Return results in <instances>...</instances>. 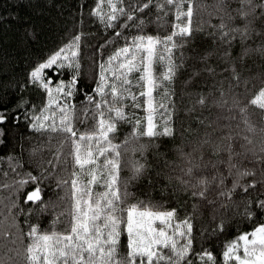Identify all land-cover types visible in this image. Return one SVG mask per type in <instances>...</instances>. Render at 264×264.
Returning a JSON list of instances; mask_svg holds the SVG:
<instances>
[{
    "label": "snow or ice",
    "instance_id": "1",
    "mask_svg": "<svg viewBox=\"0 0 264 264\" xmlns=\"http://www.w3.org/2000/svg\"><path fill=\"white\" fill-rule=\"evenodd\" d=\"M106 3L105 8V0H96L89 11L94 24L112 32L97 49L101 58L93 61L91 91L87 82L80 88V80L87 79L81 60L88 34L77 30L85 24L83 5L78 13L73 10L71 21L64 20V29L74 34L5 85V95L17 87L39 91L42 103L22 94L14 104L0 102V163L6 164L0 188L11 189L0 197V245L7 247L0 264H216V253L204 247L203 229L197 251L196 221L205 210L215 222L212 234H224L232 218L261 221L236 229L237 235L223 242L220 259L221 264H264V0ZM169 14L167 35L146 31L152 23L165 24ZM24 32L37 34L27 24ZM121 36L123 43L104 57L102 50ZM198 37L211 43L201 47ZM181 70L190 71L186 83L193 84L194 100L184 111L191 115L199 109L192 117L197 128L190 122L185 131L193 135L161 151L156 141L175 139L171 85ZM129 108H142L144 116L137 118ZM126 120L130 133L117 141L119 124ZM151 147L164 159L159 170L147 156ZM129 150L140 155L128 160ZM169 151L178 158L169 160ZM125 167L128 176L121 175ZM142 178L158 185L176 207L151 198L133 200L130 189ZM45 190L59 194L45 198ZM45 213L52 216L48 229L41 228ZM122 232L127 233L124 252Z\"/></svg>",
    "mask_w": 264,
    "mask_h": 264
},
{
    "label": "trees",
    "instance_id": "2",
    "mask_svg": "<svg viewBox=\"0 0 264 264\" xmlns=\"http://www.w3.org/2000/svg\"><path fill=\"white\" fill-rule=\"evenodd\" d=\"M199 2L211 5L212 0H199ZM95 3L96 0H0V17H6L3 19V22L0 23V102L6 101L8 105L14 104L19 95L22 94L27 97L31 103L37 105L42 103V93L39 91H24L17 87L15 89L9 88V94L5 95V85L8 81L15 83L17 79L24 75L28 65H30L33 60L45 55L50 49L54 50L55 47H57L62 41H66L74 34V32H69L64 29L63 25L65 19L71 21L73 10L77 13L79 12V5H83L85 24L83 29L77 28V30H82L88 34L82 38L83 55L81 60L83 71L87 74V79L80 80V88L84 89L87 82V90L91 91V84L94 83V80H91V74L97 71L93 61H98L101 58V54L97 51V49L99 48V44L103 43L108 36L112 35L111 31L105 33L103 27L98 22L95 24L93 23V17L89 15V11ZM103 6L105 8L107 7L106 0ZM150 11L153 15L156 14L155 5H152ZM9 13H17L18 15H8ZM145 15L147 16L148 13H145ZM166 19L167 22L161 26H158L156 23L147 25L146 31L152 34H156L158 32L161 36L167 35L171 32L172 15L169 14ZM26 24L34 26L37 33L36 36L26 37L24 32ZM128 34L132 35L133 33L129 31ZM123 41V36L114 38L112 45L106 46L105 49L102 50V55L107 57L114 50V48L120 46ZM196 43L203 47L206 44H210L211 41L201 40L198 37ZM184 50L185 52L190 51L188 46H185ZM192 63V60H188L189 65ZM158 70H160L159 66ZM69 75L70 72L65 71L63 78L67 79ZM188 75H190V71L181 70L176 76L174 83L171 85L174 88V95L172 98L177 104V115L175 117V139L162 137L160 140L156 141L155 143L161 144V151H163V145H168L169 148H171L172 145H179L182 141H186L190 135H193L192 133L185 131L190 122L193 129L197 128V124L194 120H192V117L199 113V109H197L196 112L191 113V115L184 111V109L187 108L194 100V97L189 95L193 89V84L186 83ZM196 79L197 82H202L201 78L197 77ZM162 92L163 89L158 90L155 93L156 97L159 98ZM74 99L80 102L83 100V96L80 93H77ZM165 102H167V99H165ZM28 107H31V104H29ZM128 110L138 113L139 115L137 118L144 116V110L142 108H129ZM160 111H163V109ZM79 127L82 130L84 126L80 125ZM131 127L132 125L130 120L120 123L119 132L116 137L117 141L123 140L125 134L130 133ZM20 128H24L23 121L20 122ZM42 139H46V137H42ZM142 140L147 142V138H142ZM135 144V141L129 144V149L134 147ZM156 152L157 149L155 147H151L147 151V156L149 161L152 163L153 169L159 170L164 166V159L163 157H158ZM139 155L140 153L138 151L132 152L131 150L124 153L125 158L128 160L133 157H138ZM177 158L178 155L175 151L168 152L169 160ZM25 159H27V153H25ZM5 167V163H0V169ZM24 167L27 168L28 165L25 164ZM152 174L155 175V171H153ZM121 175H130V169L127 167L123 168L121 170ZM9 177L15 178L11 172L9 173ZM4 182L5 178L3 177L2 172H0V183ZM163 182V180L160 181V183ZM10 190V188H0V197H7ZM130 191L135 193L133 200L139 198H151L152 200L165 202L163 204L164 207H176V201L174 199L168 195L161 194L159 186L148 184L146 182V178L135 181ZM58 194L59 193L55 191L48 190H45L43 193L45 198L51 196L53 199H55ZM180 199L181 203H183V198ZM185 207H188V209L191 210L190 204L185 205ZM182 215L183 213L181 212V216ZM227 216L232 217L231 210L228 211ZM23 218V216L20 217L21 220H23ZM32 220L33 222H36V217L33 216ZM51 220L52 216L49 213L43 214L41 217V228L48 229L49 222ZM257 222L261 221L257 220L254 222H247L239 221L238 218H232L229 221L228 230L224 234H212L211 230L214 227L215 222L210 220L209 213L205 210L203 211V215L196 221L197 251L201 250L199 247L201 243L200 231L203 229L204 247H209L213 252H215L218 257L216 264H221L220 253L222 252L223 242L236 236V229H239L240 231L248 230ZM57 227L58 229L63 230L65 225L63 223H59ZM26 230L27 229H25V231ZM121 241V251L124 252L126 251L127 244L126 232L121 233ZM9 243H11V240H9ZM6 251L7 247L0 245V260L6 259L4 255ZM8 255H12V252L9 251ZM14 259L16 258L14 257Z\"/></svg>",
    "mask_w": 264,
    "mask_h": 264
}]
</instances>
